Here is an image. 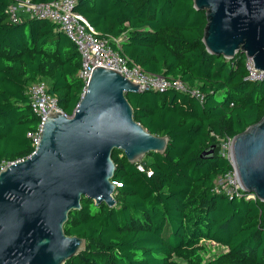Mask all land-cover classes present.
Segmentation results:
<instances>
[{
    "label": "trees",
    "instance_id": "1",
    "mask_svg": "<svg viewBox=\"0 0 264 264\" xmlns=\"http://www.w3.org/2000/svg\"><path fill=\"white\" fill-rule=\"evenodd\" d=\"M14 1L0 0V170L35 150L32 83L45 80L67 115L85 86L75 43L49 19L13 20ZM77 9L130 64L181 78L199 95L169 89L127 96L136 120L168 135L169 146L144 158L151 175L114 151L116 205L82 199L65 231L87 246L65 264H264V202L216 185L234 173L217 144L263 117L264 78H250L241 51L230 60L207 51L206 13L193 0H81Z\"/></svg>",
    "mask_w": 264,
    "mask_h": 264
},
{
    "label": "water",
    "instance_id": "2",
    "mask_svg": "<svg viewBox=\"0 0 264 264\" xmlns=\"http://www.w3.org/2000/svg\"><path fill=\"white\" fill-rule=\"evenodd\" d=\"M193 1L206 13L209 53L230 60L241 51L264 70V0ZM145 91L118 70L96 67L73 114L47 115L35 150L0 170V264H65L86 249L65 225L84 197L116 205L114 151L136 164L169 146L168 135L134 116L127 96ZM230 159L243 191L264 202V115L232 138Z\"/></svg>",
    "mask_w": 264,
    "mask_h": 264
},
{
    "label": "built area",
    "instance_id": "3",
    "mask_svg": "<svg viewBox=\"0 0 264 264\" xmlns=\"http://www.w3.org/2000/svg\"><path fill=\"white\" fill-rule=\"evenodd\" d=\"M80 1L53 0L47 3H36L32 0H17L10 6L9 11L15 21L21 18V15H27L49 19L58 25L59 29L75 43L80 53L79 76L85 83L84 89L91 79L93 70L101 66L120 71L126 78L141 85L144 90L165 92L169 89H175L199 95V91L192 90L181 78L151 73L138 64L133 62L130 64L126 58L111 48L106 39L98 35L96 28L77 9ZM247 67L251 79L264 78V70L254 68L255 64L252 58L247 57ZM28 93L32 101L33 112L39 118L37 129L29 133L36 147L40 141L42 128L47 119L46 116L54 111H62V109L58 105V98L49 92V86L45 80L32 83L29 86ZM229 143L231 148L232 139L229 140ZM143 160L136 163L137 169L151 175L152 169L148 168ZM115 182L119 184L117 181ZM234 182L236 183V189L227 192L240 194L243 189L236 176ZM249 196L251 197V195Z\"/></svg>",
    "mask_w": 264,
    "mask_h": 264
},
{
    "label": "rangeland",
    "instance_id": "4",
    "mask_svg": "<svg viewBox=\"0 0 264 264\" xmlns=\"http://www.w3.org/2000/svg\"><path fill=\"white\" fill-rule=\"evenodd\" d=\"M216 151L218 153L224 154L227 157H230V143L225 140H219ZM148 159H150L149 155H148ZM234 178H235L234 173L227 174L225 176H219L216 180L217 189L219 191H230V192L234 191L236 189V183L234 182ZM211 244L215 247H218L215 242H211Z\"/></svg>",
    "mask_w": 264,
    "mask_h": 264
}]
</instances>
